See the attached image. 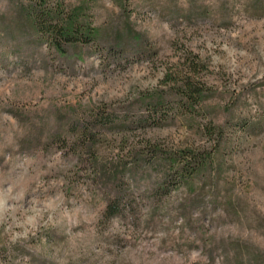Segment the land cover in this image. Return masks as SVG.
<instances>
[{
  "label": "rangeland",
  "instance_id": "obj_1",
  "mask_svg": "<svg viewBox=\"0 0 264 264\" xmlns=\"http://www.w3.org/2000/svg\"><path fill=\"white\" fill-rule=\"evenodd\" d=\"M21 2L0 0V264H264V0H92L98 39L65 55L31 41ZM126 25L134 35L118 41ZM114 41L119 62L102 49ZM192 59L211 88L198 112L106 131L98 158L116 160L141 140L209 147L219 126L214 189L211 178L202 189L195 178L185 218L147 207L105 219L106 193L86 157L49 137L65 132L67 115L119 111ZM186 190L172 191L168 206L185 201Z\"/></svg>",
  "mask_w": 264,
  "mask_h": 264
},
{
  "label": "trees",
  "instance_id": "obj_2",
  "mask_svg": "<svg viewBox=\"0 0 264 264\" xmlns=\"http://www.w3.org/2000/svg\"><path fill=\"white\" fill-rule=\"evenodd\" d=\"M91 1L79 0L68 6L63 0H27L18 4V12L32 28L31 41L45 42L54 53L65 55L69 45H87L98 39L99 29L89 13ZM123 33L134 35L130 25H126L124 32L116 33L118 41ZM118 41L102 47L109 62L125 57ZM186 62L184 69L165 72L157 87L140 91L119 111L103 105L91 107L79 116L72 113L61 125L65 132L58 129L49 137L51 142L71 148L77 158L86 157L94 183L106 193L102 214L105 219L126 215L135 218L147 207L163 210L168 217L174 212L185 218L186 209L193 205V195L198 192L193 180L198 178L202 189L209 177L212 184L208 188L214 189L213 176L219 172L215 156L223 138L219 126L209 131L216 133L209 147L167 146L155 140H141L131 144L116 160L98 158V147L106 141V131L124 134L138 127L161 126L177 115L198 112L211 88L196 74L202 66L200 61ZM238 97L239 94L234 95L226 110L235 105ZM181 186L187 187L185 201L168 206V196Z\"/></svg>",
  "mask_w": 264,
  "mask_h": 264
}]
</instances>
